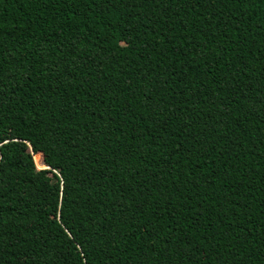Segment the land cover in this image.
I'll use <instances>...</instances> for the list:
<instances>
[{
	"label": "trees",
	"instance_id": "trees-1",
	"mask_svg": "<svg viewBox=\"0 0 264 264\" xmlns=\"http://www.w3.org/2000/svg\"><path fill=\"white\" fill-rule=\"evenodd\" d=\"M0 264H264V0H0Z\"/></svg>",
	"mask_w": 264,
	"mask_h": 264
},
{
	"label": "rangeland",
	"instance_id": "rangeland-1",
	"mask_svg": "<svg viewBox=\"0 0 264 264\" xmlns=\"http://www.w3.org/2000/svg\"><path fill=\"white\" fill-rule=\"evenodd\" d=\"M36 164H38V165H36V166H39L40 162H38V163H36Z\"/></svg>",
	"mask_w": 264,
	"mask_h": 264
}]
</instances>
